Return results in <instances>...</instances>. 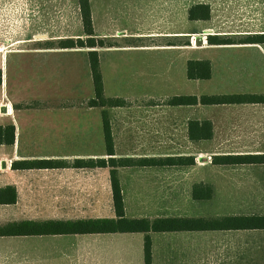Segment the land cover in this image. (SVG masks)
<instances>
[{"label":"crops","instance_id":"1","mask_svg":"<svg viewBox=\"0 0 264 264\" xmlns=\"http://www.w3.org/2000/svg\"><path fill=\"white\" fill-rule=\"evenodd\" d=\"M41 1L47 10L44 25ZM55 1L0 0V125L15 127L14 142L0 144V189L15 188L11 204H49L47 219L116 217L110 158L192 156L191 165L117 166L126 216L264 214V163L213 161L214 156L264 154V102H167L173 96L264 94V0H90L95 37L104 41L95 48L104 94L125 101L106 107L88 104L95 97L91 48L62 42L86 37L78 0L74 34L66 22L59 33L55 30ZM198 4L210 7L209 19L189 17ZM190 60L209 61L211 77L190 78ZM104 110L114 154L107 151ZM191 121H210L212 136L192 139ZM40 160L48 161L47 167L24 163ZM198 185L211 187V197L196 198ZM5 204L0 203V223L9 221L11 205ZM129 204H138L134 212ZM202 204L236 205L216 214ZM247 231L264 229L162 233H192L191 264H249V255L264 257V248L249 252L247 235H241ZM120 234L125 233L47 238ZM58 256L72 255L64 250Z\"/></svg>","mask_w":264,"mask_h":264},{"label":"trees","instance_id":"2","mask_svg":"<svg viewBox=\"0 0 264 264\" xmlns=\"http://www.w3.org/2000/svg\"><path fill=\"white\" fill-rule=\"evenodd\" d=\"M82 17L85 38L69 37L62 38L65 47H89V63L95 89V97L88 101L89 106H120L125 101L121 98H107L104 94V83L100 69L99 54L95 49L98 45L103 46L104 41L95 37L92 9L90 0H78ZM191 19H209L210 7L208 5H194L189 12ZM211 64L207 60H190L188 62V76L192 79H208L211 77ZM1 81V72H0ZM167 102L169 104H221V103H246L264 102V94H231V95H203L197 96H173ZM107 151L114 154V141L111 133L110 120L106 110L103 112ZM190 137L194 140L210 138L212 136V124L210 121L199 123L190 122ZM15 139L14 125H0V144H12ZM217 163L240 164V163H264V154L224 155L214 156ZM25 166L47 167L48 161L24 162ZM102 163L107 165V161ZM108 163L111 169V183L116 217L112 218H88V219H19L0 223V237L3 238H47L52 235L65 234H88V233H136L144 234L143 252L144 264H153V239L152 232L173 231H200V230H235V229H264V214L251 215H225L210 218L169 216V217H127L122 188L118 176L117 166L120 165H191L194 163L192 156H169L161 159H121L110 158ZM16 166V163H13ZM202 185L195 186L196 198L211 197V187H204L205 192L199 191ZM17 199L15 188L7 186L0 189V203L12 205Z\"/></svg>","mask_w":264,"mask_h":264},{"label":"rangeland","instance_id":"3","mask_svg":"<svg viewBox=\"0 0 264 264\" xmlns=\"http://www.w3.org/2000/svg\"><path fill=\"white\" fill-rule=\"evenodd\" d=\"M54 3L55 7L51 15L55 30L59 33L62 28L69 25V32L72 34L78 32L77 0H56ZM45 8L41 1V25L46 23L42 16L47 12ZM65 22L67 24L64 26ZM26 23L27 18H25V25H27ZM202 205V209H208L210 206V211L218 214L221 213V208L225 205L231 209L236 204ZM137 206L138 204H129V208L133 212ZM139 207L142 205L139 204ZM6 214L8 220L47 219L49 204H15L7 207ZM243 234L247 235L249 252L255 248H264V232L247 231L241 234L242 238ZM238 235L239 233H237L239 239ZM151 236L154 242V264H191L192 233L152 232ZM143 242L144 234L141 232L83 237L67 236L51 239L3 238L0 239V264H125L127 260L130 264H143ZM61 250L67 251L72 256L60 258L58 255L63 254ZM127 252H129L130 258L127 256ZM219 253L217 246V255ZM165 255L167 258L164 257ZM248 260L249 264H255V260H258L257 264H259L264 260V257L256 258L249 255Z\"/></svg>","mask_w":264,"mask_h":264},{"label":"built area","instance_id":"4","mask_svg":"<svg viewBox=\"0 0 264 264\" xmlns=\"http://www.w3.org/2000/svg\"><path fill=\"white\" fill-rule=\"evenodd\" d=\"M194 39H195V37H194Z\"/></svg>","mask_w":264,"mask_h":264}]
</instances>
